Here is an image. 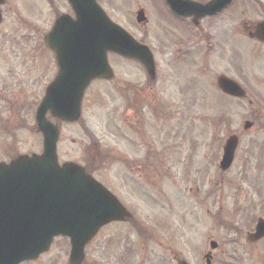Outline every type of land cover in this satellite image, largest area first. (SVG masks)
Returning a JSON list of instances; mask_svg holds the SVG:
<instances>
[{"label": "rangeland", "instance_id": "1", "mask_svg": "<svg viewBox=\"0 0 264 264\" xmlns=\"http://www.w3.org/2000/svg\"><path fill=\"white\" fill-rule=\"evenodd\" d=\"M100 5L137 39L153 47L162 45L164 17L156 13L162 14L161 0H100ZM16 6L22 13V28L29 30L39 7L38 0H20V4L19 0H8L3 7L0 87L7 90L2 94L5 101L0 100V127L4 128L1 124L5 123L11 126L9 132L0 128V159L7 158L5 148L41 152V136L33 131L30 115L54 74L45 48L40 44L34 48L37 35L36 43L11 36L15 34L13 23L18 20ZM138 7L148 11L150 24L146 30L137 27L130 17ZM171 29L176 33L175 28ZM167 38L171 39L169 35ZM203 45L202 41L200 46ZM154 52L157 78L149 98L155 101L152 109L160 106L156 113L162 110L167 115L164 112L156 116L155 109L153 113L143 111L152 147L141 145L128 123L116 127L115 119L121 108L117 83L131 82L143 87L146 76L134 63L113 57L109 62L115 70V81L94 83L84 96L81 120L61 126L57 147L60 163L73 161L84 165V159L100 153V162L95 161L98 165L92 167V175L115 193L133 215L132 223L103 228L86 247L82 264H177L180 260L205 264L203 257L211 240L218 244L212 264H260L264 243L249 245L245 238L257 218H264V176L250 169L243 181H238L242 164L238 157L231 170L217 173L215 161L208 159L212 152L208 149L212 114L210 81L203 75L195 81L192 68L184 69V61L172 64L175 53L171 49ZM7 59L17 63V70L15 73L12 70L14 74L5 82L10 73ZM187 61L193 65V56ZM12 86L15 87L11 89ZM9 109L15 116L8 113ZM7 117L10 122L3 121ZM16 117L23 120L26 117L27 122L24 120L23 125ZM237 124L238 120H234V127ZM13 127L17 128L11 133ZM149 148L155 156L148 185L143 171L128 175L124 168L114 164L119 150L136 159ZM68 253L67 240L56 239L46 255L30 264H68Z\"/></svg>", "mask_w": 264, "mask_h": 264}, {"label": "water", "instance_id": "2", "mask_svg": "<svg viewBox=\"0 0 264 264\" xmlns=\"http://www.w3.org/2000/svg\"><path fill=\"white\" fill-rule=\"evenodd\" d=\"M2 2L0 0V4ZM68 2L75 19L57 21L44 39L48 48L56 52L58 73L47 86L35 114L37 131L43 137L42 153L21 156L9 164L0 163V264L36 259L59 235L70 240L69 264H81L84 247L98 230L128 217L117 199L83 168L71 162L58 164L59 122H77L88 85L96 79L113 77L108 53L139 61L154 77L152 55L114 24L97 0ZM166 2L176 14H180L183 4H189L181 0ZM230 2L213 0L205 5H193L197 14L204 17L218 12ZM143 20V13L139 12L137 22ZM64 46L67 49H63ZM48 113L56 120L55 124L47 119ZM234 142L228 144L223 169L231 163ZM262 237L264 221H259L248 241L255 242ZM210 247L214 249L216 243L211 242ZM206 259L210 264L209 255Z\"/></svg>", "mask_w": 264, "mask_h": 264}, {"label": "flooded vegetation", "instance_id": "3", "mask_svg": "<svg viewBox=\"0 0 264 264\" xmlns=\"http://www.w3.org/2000/svg\"><path fill=\"white\" fill-rule=\"evenodd\" d=\"M186 1L205 3L209 0ZM38 6L36 21L39 24L36 30L41 41L52 29L57 18L73 17L67 0H38ZM139 8L141 7L137 10ZM145 11L148 18L146 26L137 25L143 30L148 29L150 24L148 11L146 9ZM161 12L162 14L156 11L158 15L164 17V23L161 24L162 45L153 47L148 43L145 44L150 49H172V51L179 49L178 62H185L184 69L188 66L192 68L194 80L198 81V77L203 75L210 81L212 92L209 98L212 114L208 149L212 152L208 159H213L216 165L222 157L227 140L235 137L238 141L235 160L238 157L242 161V164H239V175L244 178L252 169L257 175L264 176V0H233L220 12L204 18H199L186 7H183L180 16H175L164 3ZM135 14L130 16L133 20ZM171 27L175 28L176 33ZM168 35L171 37L169 40ZM137 41L144 44L139 39ZM202 41L204 45L200 46ZM47 52L54 73L51 77L53 79L57 71L56 55L53 51L47 50ZM192 56L194 63L192 65L191 62V66L187 59L188 57L192 59ZM118 59L122 58L118 57ZM130 63L137 65L144 74L138 63L131 61ZM144 81L143 87L131 82L117 83L116 92L121 102L117 122L119 128L122 127V122L128 123L131 132L139 138L141 145L152 147L147 136L145 128L147 118L143 117V111L148 109L153 113V101L149 96L153 91L154 83L148 78ZM148 91L151 92L147 93ZM154 112L156 116H159V113L166 114V111L162 112V110L158 113ZM234 120H238L235 127ZM16 128L13 127L11 133H14ZM5 150L6 157H14L17 152L16 149L5 148ZM163 154L164 152L160 155ZM143 155L134 159L127 152L119 150L114 156V164H118L119 169L124 168L128 175H131L132 171H143L148 185L152 170L151 162L155 155L151 148ZM7 159L10 158L0 161ZM84 162L85 165L89 164L88 161ZM263 241L264 239L258 244Z\"/></svg>", "mask_w": 264, "mask_h": 264}]
</instances>
